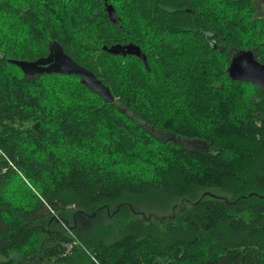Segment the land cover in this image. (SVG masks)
Wrapping results in <instances>:
<instances>
[{
  "label": "trees",
  "instance_id": "1",
  "mask_svg": "<svg viewBox=\"0 0 264 264\" xmlns=\"http://www.w3.org/2000/svg\"><path fill=\"white\" fill-rule=\"evenodd\" d=\"M60 51L114 102L14 63ZM244 54L264 65V0H0V264H264Z\"/></svg>",
  "mask_w": 264,
  "mask_h": 264
},
{
  "label": "water",
  "instance_id": "2",
  "mask_svg": "<svg viewBox=\"0 0 264 264\" xmlns=\"http://www.w3.org/2000/svg\"><path fill=\"white\" fill-rule=\"evenodd\" d=\"M107 10L111 21L114 24H118V19L114 8L111 5H107ZM113 54H133L144 59L146 62V56L141 52L139 46L134 44H128L125 46L116 45L107 49ZM25 73L31 71L37 72H68L78 74L81 77L82 82L88 86L92 91L98 93L104 100L108 102H114V97L110 89L105 87L94 74L84 70L72 59L66 56L63 51L57 54L50 53L47 58H42L36 62H22L14 61ZM229 73L236 79H241L245 82L252 83L258 87L264 89V65L260 64L254 59L251 54H244L234 58L229 68Z\"/></svg>",
  "mask_w": 264,
  "mask_h": 264
},
{
  "label": "rangeland",
  "instance_id": "3",
  "mask_svg": "<svg viewBox=\"0 0 264 264\" xmlns=\"http://www.w3.org/2000/svg\"><path fill=\"white\" fill-rule=\"evenodd\" d=\"M161 135V134H160ZM180 142L184 143L185 145H187L188 147H193L195 146L193 143L185 141L184 139H180ZM15 256H13L14 258ZM33 264H44V262L42 261L41 263H37V262H33Z\"/></svg>",
  "mask_w": 264,
  "mask_h": 264
},
{
  "label": "bare ground",
  "instance_id": "4",
  "mask_svg": "<svg viewBox=\"0 0 264 264\" xmlns=\"http://www.w3.org/2000/svg\"><path fill=\"white\" fill-rule=\"evenodd\" d=\"M106 4V3H105ZM110 5V4H109ZM107 7V6H106ZM115 8V7H114ZM115 11H116V9H115ZM108 13V12H107ZM111 21V20H110ZM50 50V49H49ZM256 59V58H255ZM228 73H229V71H228ZM28 77V76H27ZM245 82V81H244ZM112 92V91H111Z\"/></svg>",
  "mask_w": 264,
  "mask_h": 264
}]
</instances>
